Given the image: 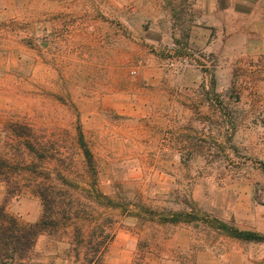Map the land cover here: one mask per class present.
<instances>
[{
	"label": "rangeland",
	"instance_id": "1",
	"mask_svg": "<svg viewBox=\"0 0 264 264\" xmlns=\"http://www.w3.org/2000/svg\"><path fill=\"white\" fill-rule=\"evenodd\" d=\"M140 20L128 0H0V152L24 148L28 137L15 130L26 128L34 150L46 154L39 160L26 150L27 164L43 166L51 182L71 185L72 199L113 218L107 264H264V241L226 238L210 226L220 222L229 235L264 228V155L209 154L208 168L163 167L167 157L155 150L156 138L144 135L149 123L130 115L136 63L155 52L139 41L155 37ZM176 65L168 64L171 74ZM6 199L20 223L40 220L38 196L8 198L0 182V204ZM149 212H191L186 229L192 246L205 252L195 258L192 248L177 247L178 227L163 218L158 233L145 219L123 220L139 213L147 220ZM37 250L50 255L46 236Z\"/></svg>",
	"mask_w": 264,
	"mask_h": 264
},
{
	"label": "crops",
	"instance_id": "2",
	"mask_svg": "<svg viewBox=\"0 0 264 264\" xmlns=\"http://www.w3.org/2000/svg\"><path fill=\"white\" fill-rule=\"evenodd\" d=\"M128 1L134 4L140 24H150L155 33L139 36L140 43L155 52H143L136 63L130 115L140 114L149 123L144 135L155 137V150L166 155L162 166L192 170L210 167L209 154L264 155V0ZM193 53L199 54L194 63L180 68L179 63L192 60ZM173 59L175 74L167 67ZM149 213L147 220L141 213L123 220L131 224L145 219L158 233V219L163 218L162 222L178 227L172 238L177 247L192 248L195 258L205 252L192 246L186 229L194 221L191 212ZM218 225L210 226L232 239ZM128 230L137 235L134 228ZM253 230L264 235L259 224ZM113 233L107 252L117 230Z\"/></svg>",
	"mask_w": 264,
	"mask_h": 264
},
{
	"label": "trees",
	"instance_id": "3",
	"mask_svg": "<svg viewBox=\"0 0 264 264\" xmlns=\"http://www.w3.org/2000/svg\"><path fill=\"white\" fill-rule=\"evenodd\" d=\"M26 131L15 130L18 136L28 137L25 149L10 147L0 152V182L5 185L8 198L29 193L38 196L43 212L37 223L24 225L7 211V199L0 204V264H106L104 257L114 238L113 220L97 215L88 203L72 199L71 185L51 182L50 173L43 166L27 164L26 150L39 160L46 154L34 150L31 134ZM84 148L85 155L92 160L91 151L85 145ZM230 235L244 241H264L259 234L232 230ZM42 236L50 242L47 258L37 250Z\"/></svg>",
	"mask_w": 264,
	"mask_h": 264
},
{
	"label": "built area",
	"instance_id": "4",
	"mask_svg": "<svg viewBox=\"0 0 264 264\" xmlns=\"http://www.w3.org/2000/svg\"><path fill=\"white\" fill-rule=\"evenodd\" d=\"M197 57H199V54L198 53H193V55H192V60H184V63L186 64V65H192L193 63H194V58H197ZM132 74L133 75H135L136 74V72L134 71V72H132Z\"/></svg>",
	"mask_w": 264,
	"mask_h": 264
}]
</instances>
